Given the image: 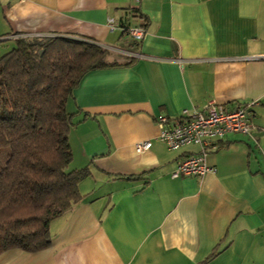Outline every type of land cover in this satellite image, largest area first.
Listing matches in <instances>:
<instances>
[{
  "label": "crops",
  "instance_id": "crops-1",
  "mask_svg": "<svg viewBox=\"0 0 264 264\" xmlns=\"http://www.w3.org/2000/svg\"><path fill=\"white\" fill-rule=\"evenodd\" d=\"M143 22L141 41L125 36ZM36 34L143 57L81 77L66 108L82 198L50 221L44 249L0 264H264V61L244 58L264 53V0H0V56ZM211 100L254 101L251 136L215 139L214 172L171 177L198 147L167 149L155 116Z\"/></svg>",
  "mask_w": 264,
  "mask_h": 264
},
{
  "label": "trees",
  "instance_id": "trees-1",
  "mask_svg": "<svg viewBox=\"0 0 264 264\" xmlns=\"http://www.w3.org/2000/svg\"><path fill=\"white\" fill-rule=\"evenodd\" d=\"M106 55L92 41L53 35L16 37L0 56V253L44 249L50 221L81 200L89 170L68 168L66 103L86 72L135 59Z\"/></svg>",
  "mask_w": 264,
  "mask_h": 264
},
{
  "label": "built area",
  "instance_id": "built-area-1",
  "mask_svg": "<svg viewBox=\"0 0 264 264\" xmlns=\"http://www.w3.org/2000/svg\"><path fill=\"white\" fill-rule=\"evenodd\" d=\"M109 26L113 28L111 20ZM122 30L128 39L135 42L141 41L145 35V28L141 25L124 26ZM117 51L124 52L123 50ZM126 55L130 58L143 57L141 53H127ZM244 58H255L264 61V53ZM253 105L254 101H248L239 103L233 108H225L211 100L200 110L183 109L177 117H169L162 113L156 115L155 121L158 126L156 139L161 140L167 149L178 150L190 144H195L198 147L197 152L186 155L178 161L170 176L173 178L201 176L206 172H214L215 167L209 165L206 160L212 142L232 132L251 136L254 128ZM150 147L151 141L149 139L134 144L137 152L145 151Z\"/></svg>",
  "mask_w": 264,
  "mask_h": 264
},
{
  "label": "rangeland",
  "instance_id": "rangeland-1",
  "mask_svg": "<svg viewBox=\"0 0 264 264\" xmlns=\"http://www.w3.org/2000/svg\"><path fill=\"white\" fill-rule=\"evenodd\" d=\"M103 47V46H101ZM105 48V47H104ZM107 49V48H106ZM116 55H119V56H124V54H120L119 52H116V51H110L107 49V55H106V60L107 61H111V60H115L117 58ZM1 153V152H0ZM3 154V153H2Z\"/></svg>",
  "mask_w": 264,
  "mask_h": 264
},
{
  "label": "water",
  "instance_id": "water-1",
  "mask_svg": "<svg viewBox=\"0 0 264 264\" xmlns=\"http://www.w3.org/2000/svg\"><path fill=\"white\" fill-rule=\"evenodd\" d=\"M40 53H41V51H40Z\"/></svg>",
  "mask_w": 264,
  "mask_h": 264
}]
</instances>
